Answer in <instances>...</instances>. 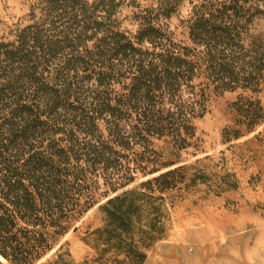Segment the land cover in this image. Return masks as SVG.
<instances>
[{"label": "trees", "instance_id": "obj_1", "mask_svg": "<svg viewBox=\"0 0 264 264\" xmlns=\"http://www.w3.org/2000/svg\"><path fill=\"white\" fill-rule=\"evenodd\" d=\"M147 1L36 0L26 24L0 37V256L8 264L45 257L76 231L96 194L103 225L83 264H144L164 237L170 192L184 181L176 176L189 168L163 160L153 140L175 152L190 147L211 94H237L223 143L264 122V0H189L179 19L185 40L170 29L184 0ZM63 245L55 263H68Z\"/></svg>", "mask_w": 264, "mask_h": 264}, {"label": "rangeland", "instance_id": "obj_2", "mask_svg": "<svg viewBox=\"0 0 264 264\" xmlns=\"http://www.w3.org/2000/svg\"><path fill=\"white\" fill-rule=\"evenodd\" d=\"M137 1L143 6L149 2ZM35 2L0 0V37L17 23L26 24ZM189 9V0H184L171 19L175 40H185L179 19L186 18ZM130 14L126 8L122 17ZM123 26L133 28L128 17ZM236 95L209 96L207 112L194 121L196 138L185 150L175 152L169 142L153 140L163 160L189 168L176 176H184V181L170 192L173 207L164 237L149 248L144 264H264V122L253 132L223 143L222 129L235 125L231 103ZM258 98L264 105V92ZM192 177L195 184L186 187ZM95 198L98 203L74 223L76 231L70 230L35 264H58L54 252L63 243L60 252L70 253L67 264H83L94 256L91 232L103 225L98 205L104 202L98 194Z\"/></svg>", "mask_w": 264, "mask_h": 264}, {"label": "bare ground", "instance_id": "obj_3", "mask_svg": "<svg viewBox=\"0 0 264 264\" xmlns=\"http://www.w3.org/2000/svg\"><path fill=\"white\" fill-rule=\"evenodd\" d=\"M0 261L5 262V260L0 256Z\"/></svg>", "mask_w": 264, "mask_h": 264}]
</instances>
